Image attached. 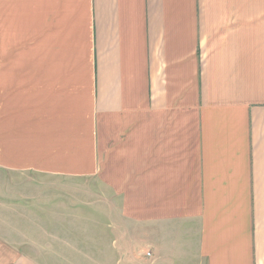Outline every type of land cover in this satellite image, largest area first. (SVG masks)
I'll use <instances>...</instances> for the list:
<instances>
[{
	"label": "crops",
	"instance_id": "1",
	"mask_svg": "<svg viewBox=\"0 0 264 264\" xmlns=\"http://www.w3.org/2000/svg\"><path fill=\"white\" fill-rule=\"evenodd\" d=\"M0 264H264V0H0Z\"/></svg>",
	"mask_w": 264,
	"mask_h": 264
},
{
	"label": "rangeland",
	"instance_id": "2",
	"mask_svg": "<svg viewBox=\"0 0 264 264\" xmlns=\"http://www.w3.org/2000/svg\"><path fill=\"white\" fill-rule=\"evenodd\" d=\"M5 229H6L5 238L7 240H9L12 244H16V245H21L22 244V239L19 238V236L14 232L12 227L5 226ZM149 232L150 233L151 232H155V230H153V231L150 230ZM141 233H142V231L140 229L134 228V230H133V234L134 235H139ZM136 244H139V242L138 241L134 242V245H136ZM144 255L147 256L148 254L145 253ZM147 257L149 258L150 255H148Z\"/></svg>",
	"mask_w": 264,
	"mask_h": 264
}]
</instances>
